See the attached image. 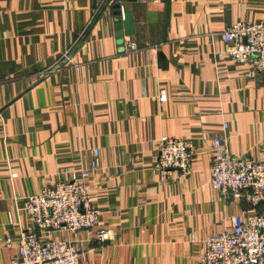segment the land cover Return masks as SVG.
<instances>
[{
  "label": "crops",
  "instance_id": "0c3cea01",
  "mask_svg": "<svg viewBox=\"0 0 264 264\" xmlns=\"http://www.w3.org/2000/svg\"><path fill=\"white\" fill-rule=\"evenodd\" d=\"M116 2L0 0V264L17 256L3 241L29 228L25 199L73 174L89 173L101 221L54 238L76 240L84 264H198L212 235L255 212L210 179L218 139L264 162V73L225 55L222 36L264 20V0H172L166 40L162 0H122L131 53ZM163 136L194 144L187 178L155 170Z\"/></svg>",
  "mask_w": 264,
  "mask_h": 264
},
{
  "label": "built area",
  "instance_id": "2783aa9c",
  "mask_svg": "<svg viewBox=\"0 0 264 264\" xmlns=\"http://www.w3.org/2000/svg\"><path fill=\"white\" fill-rule=\"evenodd\" d=\"M118 1L124 12L122 0ZM222 36L227 44L225 55L236 64L264 73V20L235 21ZM123 46L128 53L138 50L130 38L124 40ZM188 141L169 136L159 139L155 170L163 181L169 180L174 172L188 177L194 155L192 142ZM93 155L96 169L98 151ZM88 174L82 176L87 178ZM210 184L223 196L246 202L255 212L234 216L230 229L212 235L198 264H264V207L258 210L264 204V162L234 155L218 139L214 144ZM92 193V188L73 174L71 180L45 186L38 195L26 198L24 211L29 228L22 230L16 241L18 257L7 264H41L30 260L37 254L46 257L45 264H80L79 255L66 249V242L50 240L58 233L85 231L98 223L101 215ZM100 233V240H107L108 233L102 229ZM4 241L7 246L14 244L11 237Z\"/></svg>",
  "mask_w": 264,
  "mask_h": 264
},
{
  "label": "rangeland",
  "instance_id": "374dc122",
  "mask_svg": "<svg viewBox=\"0 0 264 264\" xmlns=\"http://www.w3.org/2000/svg\"><path fill=\"white\" fill-rule=\"evenodd\" d=\"M121 5L120 4V1H118L117 0V2H116V5ZM123 8V7H122ZM126 37V36H125ZM124 37V38H125ZM127 38H130V37H128L127 36ZM127 38H125V39H127ZM131 39V38H130ZM133 41V40H132ZM135 42V41H134ZM138 49H139V47H138ZM67 57H69V52L67 53H65L62 57H61V59L59 60V62L57 63V66L56 67H59L60 65H62V64H64L65 62L64 61H66L67 60ZM59 69V68H58ZM53 70V69H52ZM57 70V69H56ZM47 73H49V72H51V69H48L47 71H46ZM40 74V73H39ZM45 74V72H42L41 73V76L42 75H44ZM40 76V75H39ZM189 143H191V141H188ZM192 147H193V152H194V144L192 143ZM189 173H190V170H189ZM76 179L77 180H79V181H83L84 183H87L86 182V179H84V177L81 175V176H76ZM90 186V185H89ZM91 187V186H90ZM92 188V187H91ZM93 189V188H92ZM100 221H101V216H100V218H99V221H98V223H96V224H94V226L93 227H91L90 229L92 230V229H94V228H97L98 227V225L100 224ZM89 229V230H90ZM100 231H101V229L100 230H98V232H97V235H96V237H95V240L97 241V242H100V243H105V242H107V241H109L111 238H112V236H113V232H112V230L111 229H106V228H103L102 229V231H104V232H106V233H108V238H107V240H104V241H101L100 240ZM78 232H83L82 230H80V231H76V232H74V233H78ZM71 233V232H70ZM53 239L54 240H50V241H52V242H66L65 243V247H66V249H68V250H71V251H75L78 255H79V263L80 264H84L85 263V254H84V252L79 248V246H78V244H77V241L76 240H73V239H60L59 241H57V239H55L54 237H53ZM14 240V239H13ZM16 241L17 240H14V244H15V246L17 245L16 244ZM3 243L7 246V244L5 243V241H3ZM51 244V247H53V244L52 243H50ZM16 249H17V247H16ZM16 253H17V256L14 258V259H16L17 257H18V249H17V251H16ZM77 255V256H78ZM13 259V260H14ZM31 260V262H33L34 263V261H38L39 263H41V264H45L46 263V257H42V256H40V255H36L34 258H31L30 259ZM11 262V261H10ZM9 262V263H10ZM67 264H75L74 262L73 263H71V262H68Z\"/></svg>",
  "mask_w": 264,
  "mask_h": 264
},
{
  "label": "water",
  "instance_id": "95a60500",
  "mask_svg": "<svg viewBox=\"0 0 264 264\" xmlns=\"http://www.w3.org/2000/svg\"><path fill=\"white\" fill-rule=\"evenodd\" d=\"M137 0H128V2H136ZM165 4V16L164 22L162 25L163 29V38L166 40L167 29L171 19V3L172 0H162ZM114 8L116 12L114 16L116 17L115 29L117 31V38L123 42L125 36H134L136 31L134 16L130 12L122 10V5H115Z\"/></svg>",
  "mask_w": 264,
  "mask_h": 264
}]
</instances>
